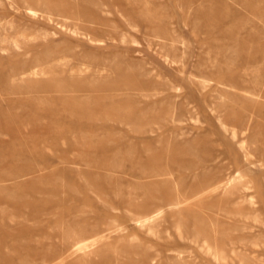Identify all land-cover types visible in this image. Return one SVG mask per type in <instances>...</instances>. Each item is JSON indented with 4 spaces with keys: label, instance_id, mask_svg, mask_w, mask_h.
I'll return each instance as SVG.
<instances>
[{
    "label": "rangeland",
    "instance_id": "rangeland-1",
    "mask_svg": "<svg viewBox=\"0 0 264 264\" xmlns=\"http://www.w3.org/2000/svg\"><path fill=\"white\" fill-rule=\"evenodd\" d=\"M0 264H264V0H0Z\"/></svg>",
    "mask_w": 264,
    "mask_h": 264
},
{
    "label": "bare ground",
    "instance_id": "bare-ground-1",
    "mask_svg": "<svg viewBox=\"0 0 264 264\" xmlns=\"http://www.w3.org/2000/svg\"><path fill=\"white\" fill-rule=\"evenodd\" d=\"M74 238H77V235L74 234Z\"/></svg>",
    "mask_w": 264,
    "mask_h": 264
}]
</instances>
